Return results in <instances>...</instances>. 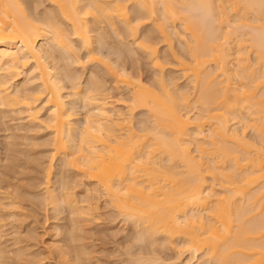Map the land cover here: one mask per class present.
<instances>
[{"label":"bare ground","instance_id":"obj_1","mask_svg":"<svg viewBox=\"0 0 264 264\" xmlns=\"http://www.w3.org/2000/svg\"><path fill=\"white\" fill-rule=\"evenodd\" d=\"M49 1L58 12L29 15L33 1L0 0V107L52 136L41 184L50 204L56 210L63 204L80 221L90 219L102 194L135 226L139 242L160 244L172 260L188 255L187 264H264V0ZM103 24L130 38L150 61L151 84L125 67L132 45H124L127 55L114 49V62L102 56ZM144 25L154 32L140 35ZM155 32L170 50L166 56ZM81 52L104 65L127 100L113 101L106 84H83L80 72L68 68L83 63ZM21 69L35 87L21 82ZM139 112L146 117L136 126ZM57 161L93 183L95 200L84 196L86 188L88 204L80 207L71 186L53 189ZM6 207L15 204L0 201ZM75 235L65 241L76 257L66 245L54 246L59 258H75L66 264L88 258L73 245ZM153 251L131 264H175Z\"/></svg>","mask_w":264,"mask_h":264},{"label":"rangeland","instance_id":"obj_2","mask_svg":"<svg viewBox=\"0 0 264 264\" xmlns=\"http://www.w3.org/2000/svg\"><path fill=\"white\" fill-rule=\"evenodd\" d=\"M35 1H37L38 3H36ZM31 2L32 3L29 6L30 8L28 7L29 15H36L37 12H40L42 14L45 11H51L55 13L58 12L57 7H55L54 4L49 0H31ZM98 28L101 29V31L99 32H101L104 36V41L102 40L104 43V46L102 47L104 55L101 54L102 56H107L106 58H109L112 62H114L115 60H117V53L116 56L115 53L113 54L114 49L119 50L118 48H122L120 50L122 51V53L124 52L123 54L126 53L127 55L129 53H127V49L126 47H124V45H132V41L130 40V38H128L127 36H116V33L113 32L114 30L112 31V29L106 26V24L99 25ZM178 28L179 31L183 30L182 28V30L180 29V26ZM153 29V26L144 25L139 33L140 35H142V33H146V30L147 32H152ZM97 31L96 33H98ZM94 34L95 33L92 34V37H95V35H99ZM155 34L154 37L155 40H157L156 42H160L157 46L159 53L161 57L166 56L167 53L169 54L170 50L165 43H163L161 40H158L159 38H156L158 37V34L156 32ZM174 43L176 51L181 53L183 49L181 48L179 41H177L176 39L174 40ZM94 47H96V45ZM132 49L134 50V54L132 55L131 53L125 56L124 58L126 60L122 59V57V60L120 59V62L125 60V67L128 71L133 72V74L135 73L136 75H139V77L142 78L145 82L151 84V82H153L155 74L153 73V69L151 68L150 61L145 57L143 53H141L142 51L137 49L135 45H132ZM117 50H115L114 52H116ZM79 56L83 63H81L80 65L79 63L75 64L70 62L69 65L71 67L68 68L74 70V72L76 73L80 72L79 74L81 75L80 78L83 84L85 83L86 85L91 81H93L94 83L97 82V84L100 83V85L104 84L103 86H105L106 84L107 88H105L108 91L111 88L108 93L112 94L111 96L115 99H113V101L122 100L125 97L128 98L127 96H129V94L127 93L125 88H121V86H119L120 89H114L115 85L117 84L102 63L97 61L94 62L92 60L90 61L89 58L87 59L86 53L83 52H81ZM169 60V62L172 63V59L169 58ZM123 63L124 62L120 63V65H122ZM170 67V65H167V68ZM24 71L26 74L24 73ZM19 72H22L21 82L27 81V83H31V87L29 86V84H27V86L30 88L37 85V82L31 81V76L28 75V71L27 73L26 70L21 69L19 70ZM176 75L179 74L177 73ZM180 81V83H183L182 79ZM115 103L119 105L120 108L122 107V110L126 109L123 102ZM78 106L80 107L81 104H79ZM124 107L125 109H123ZM5 109L6 108L4 107H0V201H4L5 204H8V202L12 201V203L15 204V209H13L12 207L10 209L6 207L4 208L5 210L3 208H0V219L3 224V228L0 229V264H66V259H70V261L73 263V260H75L74 257H76V255H73V247L71 248V246L69 245L72 242L71 239H69L71 233H73L74 235L76 234V238L79 237V240H77V242L74 241L76 242V244H72L74 246L77 245V249L81 247L82 249L87 250L86 255H88V258H86L85 255V258L81 256L82 258H84H81L83 264H88L89 261H91L90 264H131L133 263V261H135V258L137 260V257H141V255H143V258H148L150 255H152L151 252L154 250V248H156L155 250L157 251L154 250L155 252H153L158 254V256L160 255L161 258L167 259L169 256L173 258L174 254L172 251L168 249L166 250L165 248V250H163V247L161 248L162 250H160V248L157 247L160 246L159 242L161 241V239H159L160 241H157L156 243L159 245H157L156 247L155 244L153 245L154 248H151V244L149 245V243L148 245H146L147 243L144 244L142 242H139L137 235L138 230L134 229L135 226L131 225L132 223L130 222L128 223V221L126 222L124 218H122L119 214H116L106 198L104 196H101L102 194H100L101 197L95 196L96 199H98L99 197L98 201L92 199L94 198L92 196V189H94L93 183L88 181L87 179L85 180V178H82L83 180L78 178L79 175L77 176V173L67 169V167H61V163L58 161L54 162L55 166H53V189L57 190V192H62L61 189H64L63 187L66 186L67 188V186H71L70 192L72 193L71 190L74 191L73 193H75L77 197V202H83L79 205L80 207L81 205L83 206L85 204H88L86 202L84 203V198L89 196L88 198L90 200H95L96 202L95 203L88 200L92 202H89V204L93 205L95 203L93 205V208L96 207V209L94 208V212L91 211L93 212V215H91L92 218L90 217L89 219L88 216H85V220L81 219L80 221L73 215L71 217V214L68 210H66V208H64L63 204V207L61 205V208H59L60 206H57L56 210V207L54 205H51L49 200H47L45 192L42 190L41 186V184L44 182L45 170L49 166V160L47 159V157H50V152H52V136L49 135L50 133L48 134V130L44 129V127L39 128V126L36 125L37 128L35 129L33 125L28 124L27 119L23 115L20 116L19 114H13V112L11 113V111ZM79 113L84 114V110L80 108ZM45 114L46 110L44 109L42 111L43 117H45ZM144 114L142 112H139L136 115V126H138L140 121L145 119L146 114ZM253 135L254 133L250 132L249 137H253ZM44 158H46L48 161H46V159ZM43 160L46 162H44ZM64 182L67 184L69 183V185H65ZM86 188L91 190L88 191V195L85 194V192H87ZM82 195L86 197L83 198ZM3 198H8L10 200H3ZM75 221L78 224L77 230L75 229L77 228L74 224ZM73 226L75 228H71ZM67 237V240H70L71 242L65 241ZM52 238L54 240H52ZM63 241H65L66 243ZM55 243L60 246H69L72 249L71 251H68L69 248H65L66 246L63 248L67 250H65L66 252H68L67 254H72L74 257L72 255L68 256L66 254L67 258H59V256H57V253L55 252L56 250L54 246L57 245ZM149 248L153 250L150 252ZM146 254H148L149 256ZM31 255L34 257H32ZM187 257L188 255H184L181 261H175L174 259L173 260L175 264H187L190 259H187ZM171 260L172 259H170V261ZM203 262H205L204 259H199L198 262L197 260H194L188 264H204Z\"/></svg>","mask_w":264,"mask_h":264}]
</instances>
